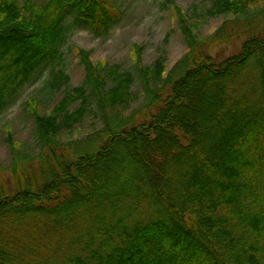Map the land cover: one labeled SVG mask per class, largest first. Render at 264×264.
I'll return each mask as SVG.
<instances>
[{"label":"trees","instance_id":"16d2710c","mask_svg":"<svg viewBox=\"0 0 264 264\" xmlns=\"http://www.w3.org/2000/svg\"><path fill=\"white\" fill-rule=\"evenodd\" d=\"M167 1L187 50L165 75V56L145 65L135 46L143 121L117 115L61 141L92 102L108 115L134 99L132 72L79 48L85 82L35 113L36 155L22 164L9 134L0 264H264V0H211L199 17ZM122 16L116 0H0V114L48 65L53 88L68 86V36L84 27L106 37ZM239 39L222 60L210 52Z\"/></svg>","mask_w":264,"mask_h":264},{"label":"rangeland","instance_id":"374dc122","mask_svg":"<svg viewBox=\"0 0 264 264\" xmlns=\"http://www.w3.org/2000/svg\"><path fill=\"white\" fill-rule=\"evenodd\" d=\"M22 2L23 0H19ZM123 10L122 19L111 29L108 36H96L89 28H78L73 31L63 45V67L70 76L68 86L54 89L52 86L51 65H48L38 76L25 84L19 98L0 114V165L8 169L14 161L12 146L8 142L9 134L17 145L20 160L35 156L40 150L35 139V113L48 114L61 100L65 88L82 85L85 82V67L81 62L79 48L89 51L93 64L108 62L119 64L123 70L133 73L135 82L132 86L133 100L117 111L105 114L91 103L83 119L71 129H63L59 138L63 142L80 141L94 131L103 129L106 124L113 125L114 120L122 119L128 124L143 121L141 108L147 97L140 81L136 67L135 46L144 47L143 63L150 65L158 56H165V75L176 65L187 50L185 37L180 29L179 12L167 0H116ZM182 13L193 16L202 15L211 6V0H175ZM197 6L198 10H194ZM200 11V12H199ZM225 17H212L202 25L201 35L206 37L222 24ZM243 39L231 43L213 46L210 52L218 60L237 53ZM76 104L75 106H77ZM117 115L119 118H117ZM115 116V118H109ZM128 159V156L124 159ZM130 158V157H129ZM11 183V180H8Z\"/></svg>","mask_w":264,"mask_h":264}]
</instances>
